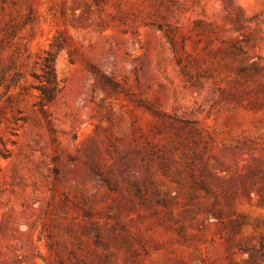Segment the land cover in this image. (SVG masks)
<instances>
[{"label":"rangeland","instance_id":"obj_1","mask_svg":"<svg viewBox=\"0 0 264 264\" xmlns=\"http://www.w3.org/2000/svg\"><path fill=\"white\" fill-rule=\"evenodd\" d=\"M0 264H264V0H0Z\"/></svg>","mask_w":264,"mask_h":264},{"label":"trees","instance_id":"obj_2","mask_svg":"<svg viewBox=\"0 0 264 264\" xmlns=\"http://www.w3.org/2000/svg\"><path fill=\"white\" fill-rule=\"evenodd\" d=\"M62 32L58 31L49 43V47L44 51L41 56L39 64V73L34 74L33 77L37 81L34 87L38 91V100L36 104L39 110L44 113L45 105L51 103L58 91L60 90L61 84L57 77L55 70V59L57 53L67 46L64 39H61Z\"/></svg>","mask_w":264,"mask_h":264}]
</instances>
